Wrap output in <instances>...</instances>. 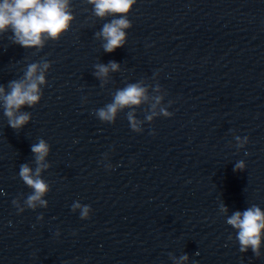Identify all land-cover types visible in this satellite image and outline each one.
Wrapping results in <instances>:
<instances>
[{
  "label": "water",
  "instance_id": "water-1",
  "mask_svg": "<svg viewBox=\"0 0 264 264\" xmlns=\"http://www.w3.org/2000/svg\"><path fill=\"white\" fill-rule=\"evenodd\" d=\"M72 11L71 28L43 49L0 34V85L51 62L40 103L23 109L29 124L12 129L0 107V264H177L185 254L184 264H264V246L260 257L241 252L226 222L253 204L264 211V0H137L127 42L111 53L96 33L114 17H95L86 0ZM113 61L119 71L95 75ZM129 84L149 99L115 123L98 119ZM156 96V111L173 115L133 131L127 115L144 120ZM39 139L50 145V191L33 210L19 171L35 170Z\"/></svg>",
  "mask_w": 264,
  "mask_h": 264
},
{
  "label": "clouds",
  "instance_id": "clouds-1",
  "mask_svg": "<svg viewBox=\"0 0 264 264\" xmlns=\"http://www.w3.org/2000/svg\"><path fill=\"white\" fill-rule=\"evenodd\" d=\"M93 6V15L97 18L114 17L103 25L96 33L98 39L103 40L102 47L106 52H114L123 47L127 42V30L132 27L128 16L132 12L137 0H86ZM75 20L72 11V0H2L0 2V34L11 31L12 39L16 44L25 48L43 49L49 40L58 41L66 33ZM51 68V62L42 60L27 65L24 75L18 80L9 81L7 87L0 85V107L7 117L8 125L14 130H20L29 124L32 115L25 108H34L40 103L43 96V86L47 85V73ZM95 75L105 79L110 72L119 71L120 65L116 62L109 64H96ZM160 91V86H156ZM149 99L147 89L141 84H129L118 90L113 102L96 110L95 115L105 123H115L119 112L127 107L139 106ZM163 96L155 97L152 111L144 120H138L134 114L129 113L127 119L133 131H143L142 125L152 122L158 116L171 117L172 112L167 107L158 105L163 101ZM237 146L243 148L248 143V137L235 136ZM35 157L36 168L33 170L28 164L20 166L19 176L23 182L32 189L24 204L27 208L35 210L37 204L47 207V201L43 197L50 191L48 183L41 178L44 169L50 167L45 163L50 152V145L44 139H39L31 146ZM107 167L111 168V165ZM246 167L244 161L235 165V170L241 171ZM19 212L25 210L20 206L19 200H13ZM73 211L80 209L82 219H88L92 209L89 205L76 201L72 205ZM220 211L227 214L228 208L220 206ZM38 219H43L39 216ZM227 224L237 230L236 239L239 242L240 251L248 252L249 249L257 256H261V248L264 246V211L253 204L243 212L236 211L227 216ZM189 257L181 255L177 264H184Z\"/></svg>",
  "mask_w": 264,
  "mask_h": 264
}]
</instances>
